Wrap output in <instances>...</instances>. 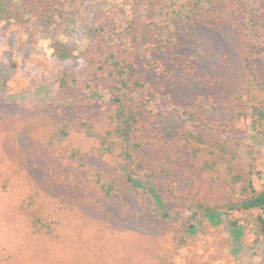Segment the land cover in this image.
Returning <instances> with one entry per match:
<instances>
[{
    "label": "rangeland",
    "instance_id": "374dc122",
    "mask_svg": "<svg viewBox=\"0 0 264 264\" xmlns=\"http://www.w3.org/2000/svg\"><path fill=\"white\" fill-rule=\"evenodd\" d=\"M134 1L68 0L56 25L44 26L22 10L21 0H0V264H264V239L253 233L246 213L225 212L221 204L199 213L189 223L186 245L174 250L160 223L165 212L142 175L135 182L147 193L150 217L136 222L102 197L111 162L92 154L89 139L72 133L62 145H48L61 118L55 76L63 70L85 76L94 15L110 6L129 10ZM223 18L190 36L195 75L168 65L154 75L155 87L166 92L154 104L164 130H194L171 101L203 99L209 107L213 91L230 96L237 85L241 26ZM246 143L255 171L264 175V136L249 134ZM254 186L264 189V178L254 176ZM23 207L36 210L51 232H35Z\"/></svg>",
    "mask_w": 264,
    "mask_h": 264
},
{
    "label": "trees",
    "instance_id": "16d2710c",
    "mask_svg": "<svg viewBox=\"0 0 264 264\" xmlns=\"http://www.w3.org/2000/svg\"><path fill=\"white\" fill-rule=\"evenodd\" d=\"M67 2L21 0V5L34 21L55 26ZM133 4L129 10L110 6L94 15L96 37L83 55L85 76L69 70L55 76L56 114L61 118L48 145L58 147L72 133L89 139L92 154L111 162L100 184L102 197L136 222L150 217L147 193L135 182L142 175L165 212L160 223L174 250L186 245L190 221L217 204L225 212L249 215L253 233L264 239V189L254 186V176L264 175L255 171L254 151L246 143L249 134L264 136V0ZM216 16L233 18L241 26L237 85L230 96L221 88L213 91L209 107L203 99L171 101L172 110L194 130H164L154 104L166 92L155 87L154 75L167 65L195 75L190 36ZM216 85L218 80L211 88ZM221 107L226 110L223 116L218 114ZM53 112L49 110V116ZM23 213L35 232H51L36 210L23 207Z\"/></svg>",
    "mask_w": 264,
    "mask_h": 264
}]
</instances>
